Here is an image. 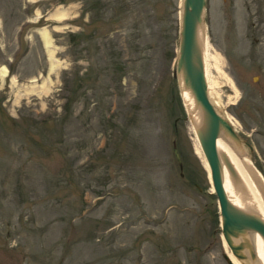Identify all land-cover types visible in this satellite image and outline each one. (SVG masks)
Masks as SVG:
<instances>
[{
    "label": "rangeland",
    "instance_id": "374dc122",
    "mask_svg": "<svg viewBox=\"0 0 264 264\" xmlns=\"http://www.w3.org/2000/svg\"><path fill=\"white\" fill-rule=\"evenodd\" d=\"M180 12L0 0V264H228L171 58ZM204 22L210 97L264 181V0H206Z\"/></svg>",
    "mask_w": 264,
    "mask_h": 264
},
{
    "label": "water",
    "instance_id": "95a60500",
    "mask_svg": "<svg viewBox=\"0 0 264 264\" xmlns=\"http://www.w3.org/2000/svg\"><path fill=\"white\" fill-rule=\"evenodd\" d=\"M206 0H181L179 16V42L175 58V76L184 75V82L189 87L195 101L201 106L203 115L198 127L199 145L210 171L213 194L216 196L220 217L221 234L230 252L239 260H245L244 243L239 235L244 231L258 232L264 239V221L255 212H248L231 204L223 187L222 165L224 164L234 180L239 182L235 168L226 155L219 153L217 139L223 130L231 135L240 147L239 135L225 115L218 111L208 96V86L203 61V46L198 43L197 29L202 25L205 34L204 11ZM197 124V123H196ZM198 125V124H197ZM252 150V146L245 142ZM241 148V147H240ZM173 153L181 164V158L175 146ZM250 257L254 252L249 249ZM228 264H233L225 254Z\"/></svg>",
    "mask_w": 264,
    "mask_h": 264
},
{
    "label": "bare ground",
    "instance_id": "6f19581e",
    "mask_svg": "<svg viewBox=\"0 0 264 264\" xmlns=\"http://www.w3.org/2000/svg\"><path fill=\"white\" fill-rule=\"evenodd\" d=\"M42 38L47 46H49V39L46 31L42 30L40 33ZM197 40L198 43L203 46V61L206 66V60L208 57V41L206 38V32L202 29V25H198L197 29ZM51 42V41H50ZM8 69L7 67H0V79L3 80ZM205 75L208 86V96L211 102L216 107V103L210 97L211 95L216 97L214 87L216 83H212L209 80L208 72L205 67ZM178 83L182 92V99L185 105V108L188 113L190 120V131L193 135L194 147L196 154L201 159L203 167L207 172L209 183L212 187V182L210 178V171L207 165V162L203 156V153L199 145V132L198 127L200 125V118L203 115L201 106L195 101L193 93L189 87L184 82V75L182 72H179ZM235 88V87H234ZM235 90H237L235 88ZM215 93V94H214ZM237 93V92H236ZM213 100V101H212ZM217 108V107H216ZM219 111V110H218ZM227 119L231 122V125L236 130L237 125L234 118L231 116L225 115ZM198 125H197V124ZM217 148L220 154L226 155L235 171L239 177V182L235 181L228 168L223 164L222 166V181L223 187L226 192V195L234 206L241 208L245 211L257 213L264 221V181L260 173L254 168L251 164L250 159L244 154V151L239 147L235 142L234 138L227 134L226 131H221L217 139ZM213 192V188H212ZM239 240L244 243L243 254H245V260L241 261L237 259L229 250L226 245V242L222 236L223 247L226 255L230 258L233 264H264V239L258 232L244 231L239 235ZM251 249L254 252V256L250 257L248 251Z\"/></svg>",
    "mask_w": 264,
    "mask_h": 264
},
{
    "label": "trees",
    "instance_id": "16d2710c",
    "mask_svg": "<svg viewBox=\"0 0 264 264\" xmlns=\"http://www.w3.org/2000/svg\"><path fill=\"white\" fill-rule=\"evenodd\" d=\"M117 2V1H116ZM121 3H122V1H121ZM125 4V3H124ZM123 3L122 4H120L119 6H116V5H114V7L115 8H117V11H116V13L114 14V16H110L109 18H107L106 19V21H104V22H106L107 24L108 23H112V22H115L116 20H117V14L119 13V12H121V10H123L124 11V8H123V5H124ZM110 5V4H109ZM118 9H119V11H118ZM175 30H176V37H175V41H176V43H175V46H176V44H177V42H178V24H177V26H176V28H175ZM98 34H100V32L99 33H97V35ZM96 35V36H97ZM71 37H75V35H73V34H71L70 35ZM173 49H175V48H173ZM176 50V49H175ZM171 58H175V52H174V55H173V57H172V55H171ZM111 62H110V67H111ZM54 121V119L52 118V117H48V115H44V116H42V118H39L38 119V121H35V123H34V126L35 127H39V128H47L49 125H51L52 124V122ZM49 123H51V124H49Z\"/></svg>",
    "mask_w": 264,
    "mask_h": 264
}]
</instances>
